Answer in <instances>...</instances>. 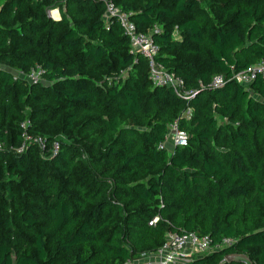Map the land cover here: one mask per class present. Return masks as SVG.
<instances>
[{
    "label": "trees",
    "instance_id": "16d2710c",
    "mask_svg": "<svg viewBox=\"0 0 264 264\" xmlns=\"http://www.w3.org/2000/svg\"><path fill=\"white\" fill-rule=\"evenodd\" d=\"M106 1L0 0V264H123L183 231L236 239L187 264H264V74L232 78L264 59V0H109L190 98L154 84Z\"/></svg>",
    "mask_w": 264,
    "mask_h": 264
},
{
    "label": "built area",
    "instance_id": "2783aa9c",
    "mask_svg": "<svg viewBox=\"0 0 264 264\" xmlns=\"http://www.w3.org/2000/svg\"><path fill=\"white\" fill-rule=\"evenodd\" d=\"M55 9V8H53ZM53 9L49 10L51 17L58 19L53 14ZM56 9L59 10L57 7ZM105 18L107 21L118 22L123 32L129 36L132 49L141 53L148 62L150 77L155 85L173 87L176 93L190 98L195 94L192 89L183 87V79L170 72L167 67L158 60L159 45L153 38L151 32H143L138 29L135 22L131 19L128 12L123 11L113 1H106ZM159 31L160 29H156ZM43 69L40 65H36L28 74L20 73L26 76L32 82H40L42 80ZM259 74H264V59L257 63L250 64L246 69L237 71L232 78L242 84L251 83ZM224 76L215 75L212 81L213 85L219 86L224 83ZM168 141H172L174 146L184 145L188 141V135L184 130L178 127L177 122L170 124L169 131L166 136V142H162L159 146L164 147ZM2 143L0 142V149ZM24 148V145L21 149ZM59 145L53 146V151L57 152ZM159 219L155 216L150 223L153 224ZM235 238L225 236L221 240L214 242L209 234L199 235L196 232H170L163 245L150 254H143L138 258H129L123 264H187L195 257L207 254L212 251L225 249L235 242Z\"/></svg>",
    "mask_w": 264,
    "mask_h": 264
},
{
    "label": "rangeland",
    "instance_id": "374dc122",
    "mask_svg": "<svg viewBox=\"0 0 264 264\" xmlns=\"http://www.w3.org/2000/svg\"><path fill=\"white\" fill-rule=\"evenodd\" d=\"M57 15H58V12H57ZM57 15L55 17H57ZM188 113H190V110H188ZM166 146H167V149H169V151L175 147L174 144L172 143V141H168ZM225 258L229 261H231V260H239L240 261L241 260V261H243L244 264H256L249 256H247L246 254H243V253H238V252L227 255Z\"/></svg>",
    "mask_w": 264,
    "mask_h": 264
},
{
    "label": "crops",
    "instance_id": "0c3cea01",
    "mask_svg": "<svg viewBox=\"0 0 264 264\" xmlns=\"http://www.w3.org/2000/svg\"><path fill=\"white\" fill-rule=\"evenodd\" d=\"M53 10H54V11L56 10V11L58 12V15H57L58 17H57V18H59V17L61 16L60 10H58V9H56V8L53 9Z\"/></svg>",
    "mask_w": 264,
    "mask_h": 264
},
{
    "label": "bare ground",
    "instance_id": "6f19581e",
    "mask_svg": "<svg viewBox=\"0 0 264 264\" xmlns=\"http://www.w3.org/2000/svg\"><path fill=\"white\" fill-rule=\"evenodd\" d=\"M53 14L56 16L57 15V11H54ZM58 17V16H57Z\"/></svg>",
    "mask_w": 264,
    "mask_h": 264
}]
</instances>
